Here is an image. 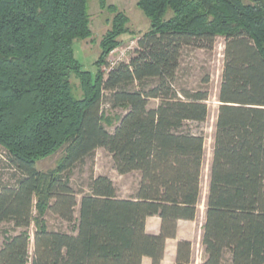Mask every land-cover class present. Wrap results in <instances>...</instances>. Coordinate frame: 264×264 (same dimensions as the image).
<instances>
[{"label": "trees", "instance_id": "1", "mask_svg": "<svg viewBox=\"0 0 264 264\" xmlns=\"http://www.w3.org/2000/svg\"><path fill=\"white\" fill-rule=\"evenodd\" d=\"M112 28L100 42L97 73L75 58L92 37L88 0H0V146L19 174L0 185V264H161L178 221L196 220L202 197L208 91L178 89L186 46L225 38L200 264H264V10L260 0H138L150 29L129 63L105 74L107 56L129 17L107 0ZM108 4V5H107ZM80 82L76 96L72 78ZM208 82V78H205ZM124 108L113 131L101 102ZM151 99L158 106L149 107ZM198 127H196V126ZM105 148L120 175L140 173L131 198L107 175L78 200L65 173ZM64 150L58 165L36 163ZM77 233L50 229L46 215L74 220ZM159 216L161 232L146 222ZM35 231L31 236V226ZM192 242L178 241L174 264H191Z\"/></svg>", "mask_w": 264, "mask_h": 264}, {"label": "rangeland", "instance_id": "2", "mask_svg": "<svg viewBox=\"0 0 264 264\" xmlns=\"http://www.w3.org/2000/svg\"><path fill=\"white\" fill-rule=\"evenodd\" d=\"M137 2L138 0H107L109 5H116L119 11L125 13L129 17V22L126 25L128 31L123 33L119 38L122 41L118 46L120 48L125 47L132 40H138L150 29V20L137 6ZM88 5L89 13L91 14V28L93 34L89 39L76 40L74 42V54L75 58L83 65V69L90 71L94 75L97 73L96 62L101 54L100 42L103 36L112 28L114 13L110 12L108 9H102L98 0H88ZM225 43V38L220 36L216 38L213 47L210 49L193 45L184 47L181 53L180 69L176 82V87L179 90H203L209 93L208 100L206 101L209 109L208 118L204 123L198 125L205 133V159L202 173V197L199 205V213L196 221L188 227L189 231L194 232L193 240L191 241L193 252L191 264H200L204 256L201 239L203 223L205 221V205L210 166L213 156L215 125L218 109L221 104L218 96L225 65ZM132 54L133 53H130V56ZM205 78H208V82L204 81ZM72 82L75 88V95L80 97L82 95V90L79 80L73 77ZM159 103V99H151L149 101V107L154 108L158 106ZM101 111L105 119L110 118L113 120L112 124L104 120L109 131L114 130L115 125L118 123V118L126 112L124 108L112 107L110 94L108 92H105L102 98ZM63 154L64 150L61 149L52 156L38 161L36 167L42 171L54 169L58 165ZM99 175H107L114 181L118 196L121 198L133 197L140 182L139 172L120 175L114 169L112 155L102 147L96 149L90 156L75 164L71 170L65 173V177L70 179V184L77 192L78 200L90 191L89 187L92 180ZM18 176L19 174L15 172L9 163L7 151L0 146V185L7 183L12 184ZM45 218L50 229L76 234L79 206L75 208L74 220L71 222L64 221L52 212L47 213ZM4 230H8L11 235L20 231V229L14 230L12 224H3L0 228V247L5 240ZM30 231L32 236L31 247H33L34 224L31 226ZM175 246V241H169L167 244L164 264L173 263L172 256L175 251Z\"/></svg>", "mask_w": 264, "mask_h": 264}, {"label": "crops", "instance_id": "3", "mask_svg": "<svg viewBox=\"0 0 264 264\" xmlns=\"http://www.w3.org/2000/svg\"><path fill=\"white\" fill-rule=\"evenodd\" d=\"M196 220L194 221H187V220H180L178 221V229H177V236L175 239H167L166 241V246L169 243V241H175L176 242V246H175V251L173 252V256H172V260L173 263H175L176 260V255H177V244L178 241L181 240H188V241H192L193 240V236H194V232H191L188 230V227L193 224ZM161 225H162V220L159 216H153V217H149L147 219L146 222V230L149 234H153V235H157L161 232ZM194 231V230H193ZM166 252V250H165ZM165 257V255H164ZM165 263V259L163 258L162 263ZM142 264H152V259L149 257H144Z\"/></svg>", "mask_w": 264, "mask_h": 264}, {"label": "built area", "instance_id": "4", "mask_svg": "<svg viewBox=\"0 0 264 264\" xmlns=\"http://www.w3.org/2000/svg\"><path fill=\"white\" fill-rule=\"evenodd\" d=\"M138 48V40H132L125 47H118L110 51L107 58V65L103 66L105 74L116 68L121 63H129L130 58ZM130 53H133L130 56Z\"/></svg>", "mask_w": 264, "mask_h": 264}, {"label": "water", "instance_id": "5", "mask_svg": "<svg viewBox=\"0 0 264 264\" xmlns=\"http://www.w3.org/2000/svg\"><path fill=\"white\" fill-rule=\"evenodd\" d=\"M264 10V0H260Z\"/></svg>", "mask_w": 264, "mask_h": 264}]
</instances>
